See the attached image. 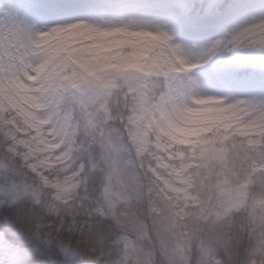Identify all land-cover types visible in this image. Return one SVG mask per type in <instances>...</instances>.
Instances as JSON below:
<instances>
[{"label": "snow or ice", "instance_id": "6c2138e0", "mask_svg": "<svg viewBox=\"0 0 264 264\" xmlns=\"http://www.w3.org/2000/svg\"><path fill=\"white\" fill-rule=\"evenodd\" d=\"M0 264H264V0H0Z\"/></svg>", "mask_w": 264, "mask_h": 264}]
</instances>
